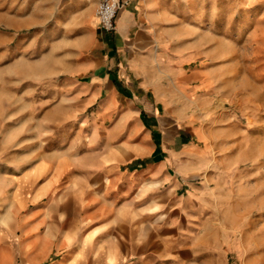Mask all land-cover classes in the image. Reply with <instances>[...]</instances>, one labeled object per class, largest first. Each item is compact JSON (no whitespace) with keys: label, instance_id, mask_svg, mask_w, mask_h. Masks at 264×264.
<instances>
[{"label":"crops","instance_id":"crops-1","mask_svg":"<svg viewBox=\"0 0 264 264\" xmlns=\"http://www.w3.org/2000/svg\"><path fill=\"white\" fill-rule=\"evenodd\" d=\"M100 1L43 0L46 14L72 36L59 39L68 42L65 56L86 58L68 66L66 74L83 79L73 78L64 89L86 109L93 107L101 124L92 145L71 146L60 167L42 165L54 170L39 195L59 187L55 197L70 209L62 208L43 235L36 232L37 248L30 252L26 228L19 238L14 224L0 232V264H15L16 251L29 252L37 264L55 249L65 252L55 264H153L141 255L157 249L158 234L173 235L180 191L200 175L208 148L196 144L202 137L198 108L217 88L216 73L201 62L207 40L221 42V33H195L185 16L177 21L178 0H129L118 12L116 29L106 31L96 14ZM201 3L198 16L214 23L236 20L232 8ZM245 18V27L235 28L230 41H239L246 29L245 51L251 56L254 32L246 33V27L253 15ZM257 42L264 47V37ZM12 216L8 210L5 221ZM46 223L39 221L37 229ZM172 241H164L165 250Z\"/></svg>","mask_w":264,"mask_h":264},{"label":"rangeland","instance_id":"rangeland-1","mask_svg":"<svg viewBox=\"0 0 264 264\" xmlns=\"http://www.w3.org/2000/svg\"><path fill=\"white\" fill-rule=\"evenodd\" d=\"M182 1L175 7L177 21L187 17L195 33H221V42L207 40L201 62L217 75L213 98L198 108L196 122L202 130L196 144L208 153L200 175L180 191L173 235L158 234L157 249L141 258L150 256L153 264H264V47L257 42L264 37V0ZM202 1L209 8L214 3L232 8L236 20L214 23L198 16ZM247 13L253 15L246 27V33L254 32L251 56L245 51L246 29L239 41H230L235 28L245 27ZM53 17L43 0H0V232L14 224L19 238L26 228L29 252L37 248L36 232L43 235L62 208L70 209L69 202L55 197L59 187L39 195L54 170L42 165L60 167L71 146L92 145L101 124L93 107L86 109L64 89L82 78L66 74L68 66L86 58L65 56L68 42L59 39L72 36ZM8 210L13 216L6 222ZM44 218L48 223L37 229ZM169 239L172 248L165 250ZM29 252L16 251L15 264H32ZM61 252L55 249L37 264H55Z\"/></svg>","mask_w":264,"mask_h":264},{"label":"built area","instance_id":"built-area-1","mask_svg":"<svg viewBox=\"0 0 264 264\" xmlns=\"http://www.w3.org/2000/svg\"><path fill=\"white\" fill-rule=\"evenodd\" d=\"M128 4L129 0H101L96 9L101 27L106 31H114L119 10Z\"/></svg>","mask_w":264,"mask_h":264}]
</instances>
